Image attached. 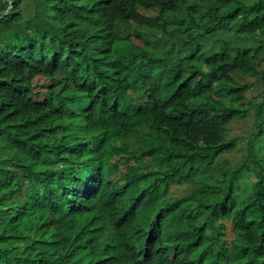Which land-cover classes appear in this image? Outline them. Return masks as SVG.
Instances as JSON below:
<instances>
[{"label":"trees","instance_id":"obj_1","mask_svg":"<svg viewBox=\"0 0 264 264\" xmlns=\"http://www.w3.org/2000/svg\"><path fill=\"white\" fill-rule=\"evenodd\" d=\"M0 264H264V0H0Z\"/></svg>","mask_w":264,"mask_h":264},{"label":"rangeland","instance_id":"obj_2","mask_svg":"<svg viewBox=\"0 0 264 264\" xmlns=\"http://www.w3.org/2000/svg\"><path fill=\"white\" fill-rule=\"evenodd\" d=\"M150 14L156 13L155 11H146ZM124 30V29H123ZM125 33V31H123ZM255 117L253 113H248L245 118L237 120L231 125L229 135L240 136L239 137V147L236 151L226 154L228 158L231 159V165H237L246 157V142L248 140L247 136L254 129ZM234 233L230 230L229 237H233Z\"/></svg>","mask_w":264,"mask_h":264},{"label":"bare ground","instance_id":"obj_3","mask_svg":"<svg viewBox=\"0 0 264 264\" xmlns=\"http://www.w3.org/2000/svg\"><path fill=\"white\" fill-rule=\"evenodd\" d=\"M151 246V245H150ZM149 252V251H148Z\"/></svg>","mask_w":264,"mask_h":264}]
</instances>
